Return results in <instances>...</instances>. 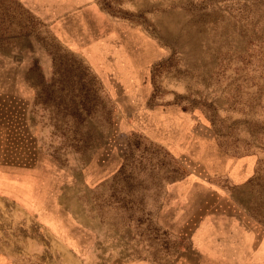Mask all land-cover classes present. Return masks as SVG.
Listing matches in <instances>:
<instances>
[{
  "label": "rangeland",
  "instance_id": "1",
  "mask_svg": "<svg viewBox=\"0 0 264 264\" xmlns=\"http://www.w3.org/2000/svg\"><path fill=\"white\" fill-rule=\"evenodd\" d=\"M0 179L20 258L264 259V0H0Z\"/></svg>",
  "mask_w": 264,
  "mask_h": 264
},
{
  "label": "crops",
  "instance_id": "2",
  "mask_svg": "<svg viewBox=\"0 0 264 264\" xmlns=\"http://www.w3.org/2000/svg\"><path fill=\"white\" fill-rule=\"evenodd\" d=\"M16 185V182L12 179H0V264H66V262H71L65 258H56L55 260L20 258L17 254H11V252L17 251L15 249L16 242H11V237L16 233L15 215L19 212L14 206L22 204V201L25 202L27 200V198L17 194ZM23 213L25 216L32 215V212ZM30 236L24 242V246H21L25 251H33L34 243ZM19 251H22V249H19ZM255 259H257L256 264H264V259L261 258L260 254H256ZM74 262L78 263L77 261H73L72 263ZM225 264L228 263L226 262Z\"/></svg>",
  "mask_w": 264,
  "mask_h": 264
}]
</instances>
